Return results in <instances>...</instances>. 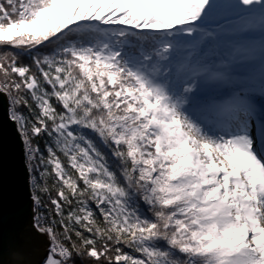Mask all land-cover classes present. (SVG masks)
Wrapping results in <instances>:
<instances>
[{"label":"snow or ice","instance_id":"snow-or-ice-1","mask_svg":"<svg viewBox=\"0 0 264 264\" xmlns=\"http://www.w3.org/2000/svg\"><path fill=\"white\" fill-rule=\"evenodd\" d=\"M3 101L32 264H264V0H0Z\"/></svg>","mask_w":264,"mask_h":264},{"label":"water","instance_id":"water-1","mask_svg":"<svg viewBox=\"0 0 264 264\" xmlns=\"http://www.w3.org/2000/svg\"><path fill=\"white\" fill-rule=\"evenodd\" d=\"M0 103V264H32L43 251L32 224L30 173L17 126Z\"/></svg>","mask_w":264,"mask_h":264},{"label":"trees","instance_id":"trees-1","mask_svg":"<svg viewBox=\"0 0 264 264\" xmlns=\"http://www.w3.org/2000/svg\"><path fill=\"white\" fill-rule=\"evenodd\" d=\"M27 111H28L27 108L22 107V112H25V113H26ZM33 143H34V145H35L36 141L34 140ZM41 148H42V150H43V141H41Z\"/></svg>","mask_w":264,"mask_h":264},{"label":"rangeland","instance_id":"rangeland-1","mask_svg":"<svg viewBox=\"0 0 264 264\" xmlns=\"http://www.w3.org/2000/svg\"><path fill=\"white\" fill-rule=\"evenodd\" d=\"M22 105L20 106V107H18V111H21L22 112ZM28 110V109H27ZM28 112H29V110L25 113V112H23L26 116L28 115ZM27 159V158H26ZM28 162V161H27ZM31 175V174H30Z\"/></svg>","mask_w":264,"mask_h":264}]
</instances>
